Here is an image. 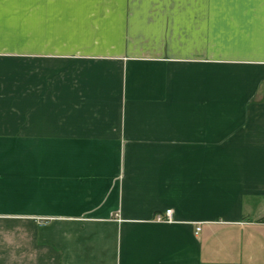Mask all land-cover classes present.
Returning a JSON list of instances; mask_svg holds the SVG:
<instances>
[{
    "label": "crops",
    "instance_id": "crops-1",
    "mask_svg": "<svg viewBox=\"0 0 264 264\" xmlns=\"http://www.w3.org/2000/svg\"><path fill=\"white\" fill-rule=\"evenodd\" d=\"M263 222L264 0H0V264H264Z\"/></svg>",
    "mask_w": 264,
    "mask_h": 264
},
{
    "label": "built area",
    "instance_id": "built-area-1",
    "mask_svg": "<svg viewBox=\"0 0 264 264\" xmlns=\"http://www.w3.org/2000/svg\"><path fill=\"white\" fill-rule=\"evenodd\" d=\"M158 221L172 222L173 221V210L167 209L163 214L157 215L156 218ZM264 224V222H263ZM201 231V226L198 225L196 227V234H199Z\"/></svg>",
    "mask_w": 264,
    "mask_h": 264
}]
</instances>
